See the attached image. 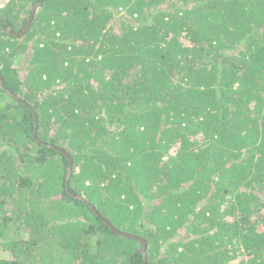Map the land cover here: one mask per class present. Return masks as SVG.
Segmentation results:
<instances>
[{
  "label": "trees",
  "instance_id": "trees-1",
  "mask_svg": "<svg viewBox=\"0 0 264 264\" xmlns=\"http://www.w3.org/2000/svg\"><path fill=\"white\" fill-rule=\"evenodd\" d=\"M0 264H264V0H0Z\"/></svg>",
  "mask_w": 264,
  "mask_h": 264
},
{
  "label": "water",
  "instance_id": "water-1",
  "mask_svg": "<svg viewBox=\"0 0 264 264\" xmlns=\"http://www.w3.org/2000/svg\"><path fill=\"white\" fill-rule=\"evenodd\" d=\"M39 5H40V4H37V5L35 6V8H34V10H33V12H32V16H31V19H30V23L33 21L34 15H35V13H36V10L39 8ZM30 23H29V24H30ZM28 27H29V25H28ZM8 31H9V32H12V29H9ZM35 136H36V134H35ZM56 149L59 150V151H61V152H63V153H65L66 156L69 158V160H70V165H69V169H68V175L70 176V175H71V171H72V164H73L70 155H69L68 153H66L64 150L60 149V148H56ZM78 199L85 201L82 197H78ZM92 208H93V210L96 212L95 207L92 206ZM103 220H104V221H105V222H106V223H107V224H108L113 230L117 231V230L115 229V227H114L110 222H108V221L105 220V219H103ZM117 232H118V231H117ZM124 236L139 239V238L134 237V236H132V235L124 234ZM139 240H141V241L144 243L145 247H146V242H145L143 239H139Z\"/></svg>",
  "mask_w": 264,
  "mask_h": 264
},
{
  "label": "clouds",
  "instance_id": "clouds-1",
  "mask_svg": "<svg viewBox=\"0 0 264 264\" xmlns=\"http://www.w3.org/2000/svg\"><path fill=\"white\" fill-rule=\"evenodd\" d=\"M63 153V152H62ZM65 154V153H64Z\"/></svg>",
  "mask_w": 264,
  "mask_h": 264
},
{
  "label": "rangeland",
  "instance_id": "rangeland-1",
  "mask_svg": "<svg viewBox=\"0 0 264 264\" xmlns=\"http://www.w3.org/2000/svg\"><path fill=\"white\" fill-rule=\"evenodd\" d=\"M27 64V63H26ZM95 240V239H94Z\"/></svg>",
  "mask_w": 264,
  "mask_h": 264
}]
</instances>
